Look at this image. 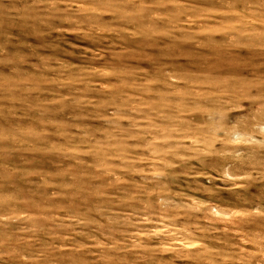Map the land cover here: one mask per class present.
Here are the masks:
<instances>
[{
	"label": "rangeland",
	"instance_id": "374dc122",
	"mask_svg": "<svg viewBox=\"0 0 264 264\" xmlns=\"http://www.w3.org/2000/svg\"><path fill=\"white\" fill-rule=\"evenodd\" d=\"M0 264H264V0H0Z\"/></svg>",
	"mask_w": 264,
	"mask_h": 264
}]
</instances>
